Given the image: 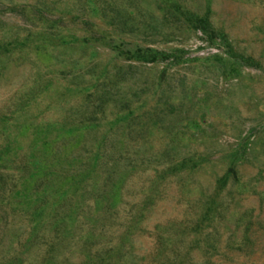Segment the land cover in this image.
Masks as SVG:
<instances>
[{
    "label": "rangeland",
    "instance_id": "374dc122",
    "mask_svg": "<svg viewBox=\"0 0 264 264\" xmlns=\"http://www.w3.org/2000/svg\"><path fill=\"white\" fill-rule=\"evenodd\" d=\"M100 1L119 11L113 25L91 18L114 37L112 45L130 41L174 56L157 63L115 57L101 40L83 43L87 32L73 24L52 47L40 22L0 15L1 142V133L21 139L41 123L75 117L101 86L119 104L129 99L133 131L140 130L135 123L155 121L147 138L125 143L142 162L113 163L114 177L122 165L129 170L117 195L104 191L109 183L99 188L104 174L99 189H87L55 263L89 264L86 246H117L116 264H264V0ZM107 97L110 119L117 107ZM28 231L26 221L10 226L0 259L20 250ZM87 233L94 240L84 244ZM44 250L32 247L24 264H38Z\"/></svg>",
    "mask_w": 264,
    "mask_h": 264
},
{
    "label": "trees",
    "instance_id": "16d2710c",
    "mask_svg": "<svg viewBox=\"0 0 264 264\" xmlns=\"http://www.w3.org/2000/svg\"><path fill=\"white\" fill-rule=\"evenodd\" d=\"M113 6L100 0H73L69 9L60 8L55 2L46 0L19 4L0 2V15L18 16L23 22L31 24L40 22L44 26L42 29L46 31L48 29V35L55 39L52 47L63 44L62 39L67 37L65 29L73 24L87 32L88 36L82 40L83 43L101 40L115 51V57L121 55L126 60L157 63L174 56L172 51L150 45L130 44V41L126 44L120 40L119 43L112 45L115 42L114 37H108L104 32L95 29L91 18L95 16L104 18L110 25L119 22V11ZM0 19L2 20L1 16ZM120 81L123 82V77L113 83ZM145 89L142 88L139 93L147 94ZM110 93L112 92L109 89L101 86L99 94L94 91L93 100L88 99L90 93L84 97L82 108L75 117L63 115L51 122L41 123L21 139L18 136L9 137L1 133L3 135L1 140L4 142L0 141V252L9 240L7 231L10 226L21 228L26 221L29 231L17 242L20 250L7 259L1 258L0 264H24L30 249L34 246L38 249L42 244L45 250L38 264H56L54 251L59 246H67L70 236L73 235L71 229L76 207L81 205L84 194L88 193L87 189L100 188L103 191L109 183V188L104 191L117 195L129 170L122 165L123 168L121 167L117 177H114L117 169L112 167L113 163L121 158H124V162L125 160L142 162L141 156L134 158L128 156L125 143L130 142V139L139 141L147 138L144 133L155 124V121L135 123L134 126L140 127V130L133 131L129 99L123 98V104H119ZM108 94L113 100L112 106L117 107L110 119L103 115L108 104ZM18 102V105L24 107L22 105L25 101ZM17 142L21 145H16ZM175 164L177 163H168L166 167H162L163 173ZM135 166L133 164L132 167ZM14 173L17 175L14 176ZM103 174L106 177L103 178L101 187L96 188ZM111 178L115 179L110 180ZM199 220L200 217L195 225H199ZM21 234L22 232L17 233L16 237L19 238ZM80 238L84 244L94 240L92 233L80 235ZM86 247L84 257L89 264H116L120 257L117 246L96 247L93 251L91 246ZM203 264L210 262L205 261Z\"/></svg>",
    "mask_w": 264,
    "mask_h": 264
}]
</instances>
